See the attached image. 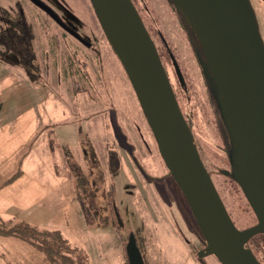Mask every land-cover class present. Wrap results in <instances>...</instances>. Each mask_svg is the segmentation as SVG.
<instances>
[{"label": "rangeland", "instance_id": "obj_1", "mask_svg": "<svg viewBox=\"0 0 264 264\" xmlns=\"http://www.w3.org/2000/svg\"><path fill=\"white\" fill-rule=\"evenodd\" d=\"M43 1L88 45L65 34L60 37L61 28L46 13L21 0L25 20L35 33L34 55L23 38L12 49L0 44V102L9 100L10 115L21 117L10 116V127L0 141L9 150V165L18 164L23 176L0 188V215L14 223L59 230L87 264H123L129 235H134L146 264H221L213 255L197 256L205 247L203 237L164 165L90 0ZM0 2L5 6L0 7L4 24L16 28L23 16L12 8L14 0ZM133 2L158 52L164 55L166 44L177 62L183 83L172 60L160 57L228 214L238 229L255 224L240 187L225 174L230 171L226 143L194 35L169 0ZM250 2L264 42V0ZM72 53L76 54L71 58ZM36 131L41 136L35 140ZM110 153L113 174L107 167ZM34 249L14 237L0 236V264H48ZM257 258L264 264V255Z\"/></svg>", "mask_w": 264, "mask_h": 264}, {"label": "water", "instance_id": "obj_2", "mask_svg": "<svg viewBox=\"0 0 264 264\" xmlns=\"http://www.w3.org/2000/svg\"><path fill=\"white\" fill-rule=\"evenodd\" d=\"M73 35L55 12L31 0ZM189 25L196 56L226 128V175L240 187L255 224L238 229L194 143L157 48L132 0H90L96 18L134 89L158 152L184 195L205 247L221 264H260L247 242L264 234V42L250 0H169ZM180 81L183 78L170 54ZM118 216V215H117ZM130 264H144L133 235Z\"/></svg>", "mask_w": 264, "mask_h": 264}, {"label": "trees", "instance_id": "obj_3", "mask_svg": "<svg viewBox=\"0 0 264 264\" xmlns=\"http://www.w3.org/2000/svg\"><path fill=\"white\" fill-rule=\"evenodd\" d=\"M175 11L176 13L180 15L182 22L184 23L186 29L191 33L189 25L184 21L181 14L177 10ZM163 46L165 48L164 55H166V57L168 56V58L170 59V55H169L170 51L167 45L165 44ZM162 55L163 54L159 53L160 57H162ZM74 56H71V58ZM69 66L72 67V64H70ZM209 93H210L211 100L215 106V110H216L217 118H218L219 132L221 136L223 137L224 142L226 143V153L228 155V151L230 150L231 145L228 140L226 128L221 119L215 98L213 97L211 93L210 87H209ZM113 164H114L113 155L110 153L108 155L107 167L111 174L115 172L113 169ZM19 175H20V169L16 171L13 175H11L9 178H7L5 180V183H9L13 181ZM229 177L231 178V176ZM112 191H113V187L111 186V190L108 192L109 197H111ZM120 228H121V225L117 222L116 229L119 230ZM0 236L14 237L16 239H19L21 241H24L32 245L35 249H37L38 251L44 254L48 264H87V262L85 261L84 254L80 252L76 247L72 246L71 243L62 235V233L59 230L40 229L28 223H18V222L14 223V222L5 220L2 217H0ZM246 247L251 249L255 257H257L259 254L264 255V234L260 233V234L253 236L247 242ZM257 260L259 261L258 258ZM143 262L144 264H146L144 259H143ZM123 264H130L127 251L125 252V261L123 262Z\"/></svg>", "mask_w": 264, "mask_h": 264}, {"label": "flooded vegetation", "instance_id": "obj_4", "mask_svg": "<svg viewBox=\"0 0 264 264\" xmlns=\"http://www.w3.org/2000/svg\"><path fill=\"white\" fill-rule=\"evenodd\" d=\"M32 4H34L36 7H38L35 3H33L31 0H29ZM42 3H44L46 6H48L50 9H52L47 3H45L43 0H40ZM133 2V0H132ZM134 4V2H133ZM135 6V5H134ZM0 7L4 8L5 9V6L0 2ZM12 8L14 9V11H18V15L19 17L20 16H23L21 19V21L16 24L17 26H15L16 28H13V27H8L6 25V23L4 24L3 22V19L0 17V25L3 26V29L0 30V44L3 45L4 48H9V49H12V47H15L14 44L15 42H20L19 40L21 38H23L24 40L27 41V45H28V48L29 50L31 49L33 55H34V52H33V41H34V38H35V33H34V30H33V26L30 22H28V20L26 21L25 20V17H26V13H25V9H24V5L23 3L21 2V0H14V4L12 6ZM40 10H42L44 13H46L52 21H54L56 23V25H58L61 30H62V33L60 34V37L62 35H68L70 37H72L74 40H76L78 43L84 45V46H87V42L86 40L81 36L79 35L75 30H73L71 27H69L61 18L60 16L55 12V14L61 19V21L63 23H65L70 29H72L77 35H73L71 34L70 32H68L67 30H65L64 28H62L47 12H45L42 8L38 7ZM27 19V17H26ZM64 35V36H65ZM58 37L56 36H53V39L54 41L57 40ZM13 44V45H12ZM3 48V49H4ZM158 51V50H157ZM159 53V52H158ZM76 53H72V56H74ZM230 176V175H228ZM202 258V257H200ZM262 264V263H261Z\"/></svg>", "mask_w": 264, "mask_h": 264}, {"label": "crops", "instance_id": "obj_5", "mask_svg": "<svg viewBox=\"0 0 264 264\" xmlns=\"http://www.w3.org/2000/svg\"><path fill=\"white\" fill-rule=\"evenodd\" d=\"M19 69L20 68L17 66L16 71L20 75ZM20 78H21L20 80H22V77H20ZM75 91L77 92L78 90L75 89ZM75 91L73 90V92H75ZM9 106H10V101L9 100H5V101H1L0 102V114H4L5 113V115H0V135L2 137L7 134V130L10 127V122H11L10 116L13 118V120H18L19 118H21L20 117V113H17V115L12 113L10 115ZM11 106H12V104H11ZM40 136H41V133H38L36 131V135L34 136V139L36 140ZM2 143H3V139H1V141H0V183H1L0 188L3 187V189H4L5 187L8 188L11 185H13V183L18 181L23 176V172H22V170H20V175L16 179H14L13 181H11L9 183H5V180L7 178H9L11 175H13L16 171H18L20 169V166L18 164H16L15 167H13L12 165H9V161H10L9 150L7 148L4 149ZM22 147H24V145H19V149L22 148ZM22 156H23V153L19 154V159ZM66 178H67V176H66ZM68 183H70V181ZM70 186L71 185L69 184L68 187H70ZM68 190H70V188H68ZM0 217H2V215H0ZM34 250L37 251L36 249H34ZM37 252H39V251H37ZM44 258H45V256H44Z\"/></svg>", "mask_w": 264, "mask_h": 264}]
</instances>
